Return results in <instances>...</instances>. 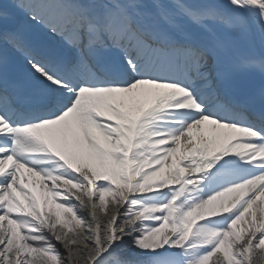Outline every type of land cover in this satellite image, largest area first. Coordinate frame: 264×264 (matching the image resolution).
<instances>
[{
	"label": "snow or ice",
	"instance_id": "1",
	"mask_svg": "<svg viewBox=\"0 0 264 264\" xmlns=\"http://www.w3.org/2000/svg\"><path fill=\"white\" fill-rule=\"evenodd\" d=\"M0 264H264V0H0Z\"/></svg>",
	"mask_w": 264,
	"mask_h": 264
}]
</instances>
